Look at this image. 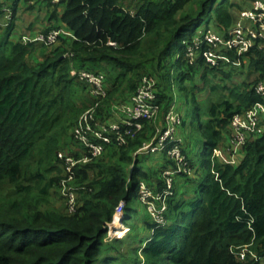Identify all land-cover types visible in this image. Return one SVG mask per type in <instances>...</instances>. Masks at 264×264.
<instances>
[{
	"label": "trees",
	"instance_id": "1",
	"mask_svg": "<svg viewBox=\"0 0 264 264\" xmlns=\"http://www.w3.org/2000/svg\"><path fill=\"white\" fill-rule=\"evenodd\" d=\"M45 1L56 9L50 20L57 18V5L65 6L58 18L61 26L46 31L65 26L75 37L72 41L61 37L52 49L12 40L19 0L13 6L0 0V264H111L104 261L107 224L121 202L126 217L133 218L142 181L152 179L142 166L148 156L137 152L151 142L156 129L154 119L146 120L134 138L121 145L113 141L101 157L79 163L67 184L77 193L76 213L67 211V203L63 210L57 209L54 200L65 199L62 189L67 179L58 154L81 157L65 145L73 140L81 112L91 105L79 103L88 87L74 78L72 69L97 72L98 65L111 63L120 70L117 80L134 90L144 76L173 79L183 87L197 66L219 73L220 62L209 66L202 51L189 64L183 42L192 43L202 27L208 28L209 20L229 28L231 2L138 0L133 10H126L123 0ZM254 46L243 54L236 50L228 54L232 59L251 57L261 72L259 80L241 92L231 90L232 100L219 99L205 110L194 101L192 113L203 140L202 177L184 193L175 179L167 200V224H147L152 235L142 249L143 264H261L251 257L241 260L234 250L249 246L264 256V132L247 140L238 165L212 160L234 116L264 104L255 89L264 82V52ZM158 86L160 90L159 82ZM162 94L161 108L166 100ZM109 148V158H104ZM164 171L156 184L161 193Z\"/></svg>",
	"mask_w": 264,
	"mask_h": 264
},
{
	"label": "built area",
	"instance_id": "2",
	"mask_svg": "<svg viewBox=\"0 0 264 264\" xmlns=\"http://www.w3.org/2000/svg\"><path fill=\"white\" fill-rule=\"evenodd\" d=\"M65 0H53V4H60ZM242 17L249 20L254 26L246 29L242 22H237L230 35L221 38L215 34L211 28L200 31L193 42L183 43L187 49L188 63L193 65L197 57L202 51V55L206 64L215 67L219 64V55L217 48L224 51L236 50L243 54L248 52L250 48L258 43H264V0H255L250 9L242 11ZM72 36V34L64 29H54L48 32H41L35 37H24L23 41L27 43H41L46 46L56 45L61 37ZM202 48V50H201ZM204 51V52H203ZM72 75L79 82L84 83L90 88L94 96L95 103L86 110L79 118L77 125L73 129V138L84 150V154L77 158L76 156L67 155L59 152L58 157L63 160L65 165V176L62 193L66 199L67 211L70 214L76 213L77 193L71 190L67 184L72 182L74 178L75 167L79 163H86L92 159H97L103 155L107 145H111L113 141L118 144L126 142L127 138H134L144 128V121L155 119L160 112L159 104V87L154 77L144 76L137 84L135 92L129 103L116 107V111L121 116L120 123H105L102 125L95 124L97 112L101 105V101L107 97L106 77L102 73L93 72L88 69L73 70ZM256 92L264 98V82H260L255 87ZM264 104H257L243 113L237 114L232 120L234 136L231 138L230 150L236 153L238 148L245 145L251 134L259 136L264 132L262 125V107ZM182 120L175 111H169L165 116V125L162 127L158 137L153 138L151 142L146 143L138 150L140 153H165L173 163V170L163 172L165 181V190L154 195L143 183L141 184L138 200L145 203L148 211L153 217V222L157 225H166L167 200L173 195V187L176 177L189 175L192 170L190 168L191 161L185 154L179 140L175 138L176 129L180 126ZM139 154V155H140ZM148 154V155H149ZM219 149H214L212 159L218 157ZM218 178V174L216 173ZM160 202V207H156ZM154 203H153V202ZM125 203L121 202L115 209L113 219L107 224L106 231L117 239H121L127 231L125 225ZM237 257L245 260L251 257L259 262H264V256L259 257L255 252L249 249V246L234 250Z\"/></svg>",
	"mask_w": 264,
	"mask_h": 264
},
{
	"label": "crops",
	"instance_id": "3",
	"mask_svg": "<svg viewBox=\"0 0 264 264\" xmlns=\"http://www.w3.org/2000/svg\"><path fill=\"white\" fill-rule=\"evenodd\" d=\"M22 1H24L23 5H21ZM254 1L255 0H230V12L233 17V22L231 26L227 29H221L218 27V24L215 21L209 20L210 24L208 28H211L215 32V34L221 38L228 37L234 29L236 23L239 21L242 22L243 26L246 29L253 28L254 25L249 20L244 19L241 13L242 11L250 9ZM48 6L49 5L47 1L45 0H19L16 6V16L14 19L15 26L13 28L11 36H13L14 32L16 31V41L23 42L22 38L24 36L35 37L37 34L51 28V26H61L60 20L58 18L64 12L65 6L63 4L57 5L59 6L57 9V18L55 17L52 20H50V17L54 14L56 9L55 7ZM38 8L40 10L46 9V11L48 12V14L45 13L48 19L46 25H43V23L38 18L31 17V15H35L37 13L36 10ZM125 9L133 10L127 8ZM131 12L134 13L133 11ZM49 15L50 17L48 18ZM62 28L67 29L65 26H63ZM203 28L204 27H202L201 30H204ZM70 33L72 34V36H68L67 38L72 41L73 39H75V37L71 31ZM254 47H257L258 50H262L264 52V43H258ZM39 52L40 51H37L35 54L37 55V57L39 56ZM216 52L220 57V65H222L221 72L219 73L214 74L206 70V68L203 66H197V72L191 77H189V80H184L185 83L183 84V87L176 80L174 81L172 79L171 81H162L160 78H156L160 84L159 92L163 93L162 96H165L166 100L163 103V107L161 108V111L159 112L158 116L153 120L152 123L157 132L159 128H162L164 126L165 115L169 111H175L177 114H179V116L182 118L183 123L176 129L175 138L179 140L184 150L188 153V156L194 166L192 168V172L188 176H186L187 178L178 177L177 179V185L181 193L187 192L188 189H192L195 186V182L200 181L203 173L201 171L198 158L193 157L200 155L201 150L203 148V140L196 126L197 122L195 121L192 113L194 101H197L200 104L201 109L205 110L211 103L216 102L219 99L223 98L227 100H232L230 97L231 90L238 88L239 92H241L244 90L246 84H252L259 80L261 77V72L252 65L251 57H244L242 59L237 57L236 59H232L228 52L222 50L221 48H217ZM199 56H201V53ZM201 57L204 59L203 56ZM96 70L97 72L105 75L108 88V95L105 98V100H108V102L105 103V108L108 111V115L102 112L98 116L96 124L102 125L105 123L111 124L120 122L121 116L116 111V107L122 104L129 103L131 97L134 94V89L129 86H126L124 81L119 82L117 80L120 75V70L116 69L115 66H113L111 63H102L96 67ZM174 74H177V72L173 73V75ZM116 83L117 85H115ZM183 88H185V90H183ZM88 94L90 98L86 94V100L82 101L86 105L91 104L93 100H95L94 97L92 98L90 92ZM108 116L110 117L109 119ZM203 116L204 117L202 119V122L206 120L205 115ZM261 116L262 120L264 121V106L262 107ZM233 136L234 129L232 125H230L228 129L223 133L222 141L218 147L219 154L216 161L220 165L230 164L236 166L243 159V147L238 148L236 153H233L230 150V142ZM254 136L256 137L255 134H251L250 138H254ZM201 140L202 145L200 144ZM70 149V151L72 153H75V155L79 154L82 156L84 154V150L78 144H75ZM110 152L111 150L109 148L106 151L104 158L106 156H109L108 154ZM142 166L143 171L148 172L150 174V177L152 178L149 182L142 181V183L144 187L147 186L146 188L150 189L151 192L156 195V192H158L156 184L159 180V172L161 170L171 169V165L168 162L167 156L162 152L150 154L148 156L147 161L144 162ZM188 180H193L194 183L191 184V182ZM138 201L133 204V207L135 209V214H137L138 217H141L138 222V233L140 235L142 234L143 238L146 239L143 242V244H145L152 235V231L148 229L147 224H153V220H151L146 210L144 211L145 207L140 203V201ZM155 202L159 203L157 200H155ZM143 207L144 209H142ZM143 238L142 241L144 240ZM106 254L107 255H104V261H113L123 256V253L120 252H118L117 256H112L114 254H110L107 252ZM129 260L130 258H127V260L125 258V263L130 264V262H128Z\"/></svg>",
	"mask_w": 264,
	"mask_h": 264
},
{
	"label": "rangeland",
	"instance_id": "4",
	"mask_svg": "<svg viewBox=\"0 0 264 264\" xmlns=\"http://www.w3.org/2000/svg\"><path fill=\"white\" fill-rule=\"evenodd\" d=\"M15 0H6V4L8 6H13ZM138 2V0H123V5L125 6V8L127 9H131V8H134L133 6L136 5V3ZM24 4V1L21 2V5ZM26 10H30V9H26ZM25 10V11H26ZM37 13L35 15H31V17L33 18H38L42 23L43 25H46L47 23V16L46 14H48V12L46 11V9H37L36 10ZM46 13V14H45ZM16 16V14H15ZM15 16H14V19H15ZM23 16V15H22ZM50 17V15L48 16V18ZM20 18H21V14H20ZM12 40H15L16 41V31L14 32L13 36H11ZM46 48L48 49H52V48H55L54 46L51 47V46H45ZM86 87V86H85ZM88 87V86H87ZM85 92L87 94V96L90 98L89 96V92L92 96V98L94 97L93 94L91 93L90 89L89 88H86V91H84L82 94H81V97H80V102L81 103L83 100H86L85 99ZM83 96V98H82ZM95 100H93L94 102ZM84 103V102H83ZM105 103H106V100L104 101V103L100 105V110H96L97 112V115L99 116L100 114L98 113L99 111H102L104 114H107L108 115V111L107 109L105 108ZM116 104V103H115ZM93 105V103H91L90 107ZM83 106V105H81ZM102 106V107H101ZM89 108L83 110L81 113L83 114L86 110H88ZM161 111V110H160ZM101 112V113H102ZM82 114L80 115V117L82 116ZM79 117V118H80ZM110 117L108 116V119ZM107 119V120H108ZM161 129L162 128H159L154 136V138L158 137L160 132H161ZM231 143V142H230ZM75 144H77L73 138V140L68 139L66 141V145H65V148L66 150L69 152ZM200 144L202 145V140L200 142ZM201 149V148H200ZM200 149H199V152H200ZM60 152V151H59ZM63 152V151H62ZM140 154V153H139ZM149 153H141L140 154V157H144V156H149L148 155ZM153 154V153H152ZM186 154V153H185ZM193 157H197L198 158V161L200 159V155L198 156H193ZM174 167H171V170H173ZM170 170V169H169ZM192 170V168H191ZM159 193V192H157ZM63 194V193H62ZM64 197V196H63ZM153 202V201H152ZM144 207L142 209H144V211L146 210V212L149 214L151 220H153V217L151 215V213L148 211V207L145 206V203L143 202H140ZM154 203V202H153ZM160 202L159 204L156 206L157 208L160 207ZM66 205V200L63 199L61 196H57V199L54 200V206L57 208V209H60V210H63L64 207ZM127 219V220H126ZM141 219V217L137 214L133 215V218L130 220V217H125V225H126V228H127V231L126 233L124 234V236L121 238V239H117L115 238L114 236L110 235L108 232L106 234V245L104 247V255H107L106 252H109L110 254H114L112 256H117L118 252L120 253H123V256L122 257H119L118 259H115L112 261V264H126L125 263V258L127 260V258H130V260L128 262H130V264H136V260H138L139 262L141 263H138L137 264H143L144 262V257H143V253H142V249H143V242L146 240L143 238V235L139 234V225H138V222L139 220ZM137 222V223H136ZM138 230V231H136ZM145 236V235H144ZM142 238L144 239L142 241ZM117 242H116V241ZM112 251V252H111ZM115 258V257H114ZM117 258V257H116Z\"/></svg>",
	"mask_w": 264,
	"mask_h": 264
},
{
	"label": "clouds",
	"instance_id": "5",
	"mask_svg": "<svg viewBox=\"0 0 264 264\" xmlns=\"http://www.w3.org/2000/svg\"><path fill=\"white\" fill-rule=\"evenodd\" d=\"M62 28V27H61ZM52 30H54V29H52ZM67 30V29H66ZM69 31V30H68ZM44 32H48V31H44ZM70 32V31H69ZM24 37H26V36H24ZM23 37V38H24ZM29 37V36H28ZM23 38H22V41H23ZM22 43H24V41L22 42ZM25 44V43H24ZM27 44H31V43H27ZM32 44H41V43H32ZM66 56H71V54H66ZM83 69V68H82ZM74 70H78V69H74ZM72 71H73V69H72ZM94 72V71H93ZM99 73V72H98ZM76 79V78H75ZM156 79V78H155ZM77 80V79H76ZM157 80V79H156ZM78 81V80H77ZM79 82V81H78ZM106 82H107V80H106ZM158 82V81H157ZM81 83V82H80ZM84 84V83H83ZM159 87V86H158ZM89 88V87H88ZM90 89V88H89ZM108 89V88H107ZM136 89V88H135ZM134 92H135V90H134ZM108 95V94H107ZM161 110V109H160ZM78 144V143H77ZM215 149H217V148H215ZM219 149V148H218ZM185 151V150H184ZM165 154V153H164ZM150 155V154H149ZM166 155V154H165ZM167 156V155H166ZM168 158V157H167ZM190 160V159H189ZM213 160V159H212ZM217 160V158L215 159V160H213V161H215V162H217L216 161ZM154 223V222H153ZM155 225V224H154ZM144 263V262H143ZM264 262H261V264H263Z\"/></svg>",
	"mask_w": 264,
	"mask_h": 264
}]
</instances>
